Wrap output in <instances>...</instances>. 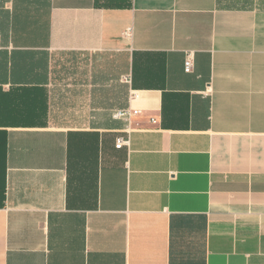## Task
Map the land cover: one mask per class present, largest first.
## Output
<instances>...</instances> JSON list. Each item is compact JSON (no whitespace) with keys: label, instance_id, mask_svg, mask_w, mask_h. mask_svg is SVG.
I'll return each mask as SVG.
<instances>
[{"label":"crops","instance_id":"obj_1","mask_svg":"<svg viewBox=\"0 0 264 264\" xmlns=\"http://www.w3.org/2000/svg\"><path fill=\"white\" fill-rule=\"evenodd\" d=\"M233 1L0 0V264H264V2Z\"/></svg>","mask_w":264,"mask_h":264},{"label":"built area","instance_id":"obj_2","mask_svg":"<svg viewBox=\"0 0 264 264\" xmlns=\"http://www.w3.org/2000/svg\"><path fill=\"white\" fill-rule=\"evenodd\" d=\"M185 71L188 73L193 72L194 67H195V53L192 51L186 52V57H185ZM137 113V112H135ZM119 117H122L126 120H129L132 116V113L130 111H122L118 114ZM125 145H129V140H126L124 138H119L117 141L116 147L118 149L122 148Z\"/></svg>","mask_w":264,"mask_h":264},{"label":"rangeland","instance_id":"obj_3","mask_svg":"<svg viewBox=\"0 0 264 264\" xmlns=\"http://www.w3.org/2000/svg\"><path fill=\"white\" fill-rule=\"evenodd\" d=\"M229 2H230L232 5H234L235 3H237V1H233V0H229ZM261 2H264V0H261ZM254 3H260V0H258V2H256V0H249V1H247L245 4H247V6H250L251 4L256 6V4H254ZM236 5H237V4H236Z\"/></svg>","mask_w":264,"mask_h":264}]
</instances>
